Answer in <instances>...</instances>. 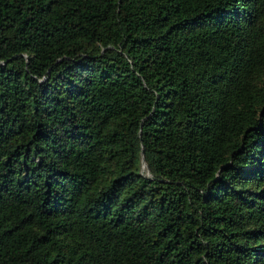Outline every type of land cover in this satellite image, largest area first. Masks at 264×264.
I'll return each mask as SVG.
<instances>
[{"label": "trees", "instance_id": "trees-1", "mask_svg": "<svg viewBox=\"0 0 264 264\" xmlns=\"http://www.w3.org/2000/svg\"><path fill=\"white\" fill-rule=\"evenodd\" d=\"M0 264H264V0H0Z\"/></svg>", "mask_w": 264, "mask_h": 264}]
</instances>
